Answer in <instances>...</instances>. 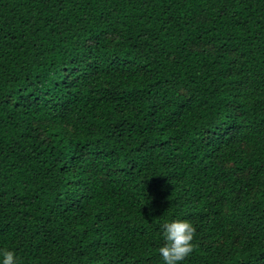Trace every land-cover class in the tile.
Instances as JSON below:
<instances>
[{
  "label": "trees",
  "instance_id": "trees-1",
  "mask_svg": "<svg viewBox=\"0 0 264 264\" xmlns=\"http://www.w3.org/2000/svg\"><path fill=\"white\" fill-rule=\"evenodd\" d=\"M264 264V0H0V264Z\"/></svg>",
  "mask_w": 264,
  "mask_h": 264
},
{
  "label": "clouds",
  "instance_id": "clouds-1",
  "mask_svg": "<svg viewBox=\"0 0 264 264\" xmlns=\"http://www.w3.org/2000/svg\"><path fill=\"white\" fill-rule=\"evenodd\" d=\"M165 245L159 248L164 264H179L193 251L196 229L188 221L176 220L162 226ZM2 264H16L15 253L5 249Z\"/></svg>",
  "mask_w": 264,
  "mask_h": 264
}]
</instances>
